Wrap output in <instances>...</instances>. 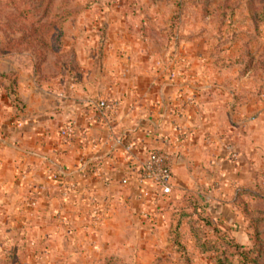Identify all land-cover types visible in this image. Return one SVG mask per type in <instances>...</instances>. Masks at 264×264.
<instances>
[{
	"label": "rangeland",
	"instance_id": "374dc122",
	"mask_svg": "<svg viewBox=\"0 0 264 264\" xmlns=\"http://www.w3.org/2000/svg\"><path fill=\"white\" fill-rule=\"evenodd\" d=\"M104 68L131 83L159 74L208 99V120L230 128L227 158L245 162L240 188L263 199L244 195L248 211L236 205L223 223L208 200L218 183L176 187L174 200L188 190L207 205L177 233L168 205L156 215L75 182L34 193L5 169L0 264H264V0H0L1 122H16L5 103L25 112L21 80L54 93L70 79L93 82ZM69 125L71 137L74 120L60 133Z\"/></svg>",
	"mask_w": 264,
	"mask_h": 264
},
{
	"label": "crops",
	"instance_id": "0c3cea01",
	"mask_svg": "<svg viewBox=\"0 0 264 264\" xmlns=\"http://www.w3.org/2000/svg\"><path fill=\"white\" fill-rule=\"evenodd\" d=\"M106 69L93 82L84 80L86 76L60 82L54 93H44L33 77L29 84L21 80L18 96L23 105L29 102L22 113L10 103L3 107L14 113L16 122L0 120V172L10 169L11 181L34 193L45 194V187L54 183L61 189L75 182L89 187L96 198L104 191L109 201H133L140 211L158 215L165 198L153 203L144 199L137 166L159 150L172 168L174 190L192 182L218 183L221 190L211 194L209 205L217 207L223 223L228 222L227 211L237 215L231 192L242 185L245 162L227 158V144L233 147L227 138L230 128L219 129L208 120L202 110L209 100L193 93L189 84L163 82L159 74L131 83L115 78L114 68H108L112 76L104 75ZM104 99L115 106L100 109ZM70 119L76 122V133L65 137L60 130ZM4 184L0 178V186Z\"/></svg>",
	"mask_w": 264,
	"mask_h": 264
},
{
	"label": "built area",
	"instance_id": "2783aa9c",
	"mask_svg": "<svg viewBox=\"0 0 264 264\" xmlns=\"http://www.w3.org/2000/svg\"><path fill=\"white\" fill-rule=\"evenodd\" d=\"M98 107L102 110L111 108V104L106 100L99 102ZM72 131L71 126L63 128L62 135L68 136ZM140 172V183L144 185L142 195L144 199L153 203L160 197L169 198L174 190L173 173L167 155L159 150L150 152L146 160L137 166ZM123 184L127 183V179L122 180Z\"/></svg>",
	"mask_w": 264,
	"mask_h": 264
},
{
	"label": "trees",
	"instance_id": "16d2710c",
	"mask_svg": "<svg viewBox=\"0 0 264 264\" xmlns=\"http://www.w3.org/2000/svg\"><path fill=\"white\" fill-rule=\"evenodd\" d=\"M4 87L6 89H8V86H4L3 83H0V89L1 87ZM249 195L252 198H257V199H263V196L260 194H255L254 190L252 188H248V187H244V188H238V192L236 193L235 196V205H237V207H239L240 209L243 207L242 210L244 211H248L249 209V205L247 203H245L243 200V196L244 195ZM168 208L172 209V214L177 215V222L175 225H173V231H178L181 229L182 227V223L183 220L186 219V217H192L195 214L199 217L200 213H202L204 211L205 208H207V205L204 203V201L200 200L199 197H192L191 192L186 190L185 191V196H183V198H174L171 196L168 198L167 202ZM188 209V210H187ZM190 209V210H189ZM175 217V216H174ZM173 219V218H172ZM253 222V220L249 221L248 227H250V224ZM219 227V226H218ZM218 227L216 226V224H214V232H217ZM232 243H236L238 244L237 239L232 238L231 239Z\"/></svg>",
	"mask_w": 264,
	"mask_h": 264
}]
</instances>
